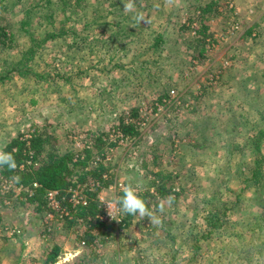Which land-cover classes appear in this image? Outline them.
<instances>
[{"label": "rangeland", "instance_id": "374dc122", "mask_svg": "<svg viewBox=\"0 0 264 264\" xmlns=\"http://www.w3.org/2000/svg\"><path fill=\"white\" fill-rule=\"evenodd\" d=\"M1 1L10 46L0 42V149L38 129L55 136L61 152L76 151L90 144L92 130L108 132L123 110L137 107L141 121L135 142L106 152L114 182L98 195L107 233L80 244L82 220L60 219L49 202L52 211H36L11 192L0 203V264H49L54 247L50 264H264V186L249 179L256 164L264 177V0H213L203 31L198 5L211 0H131V10L114 0L119 15L98 17L95 9H112L109 0H66L84 11L72 22L80 47L50 38L27 63L18 61L30 41L16 18L21 1L41 0ZM51 1L54 19H64L61 0ZM157 33L162 40L151 46ZM159 170L171 192L148 208L160 223L137 215L121 228L118 189L131 183L154 195ZM211 209L226 212L221 228L201 225Z\"/></svg>", "mask_w": 264, "mask_h": 264}, {"label": "trees", "instance_id": "16d2710c", "mask_svg": "<svg viewBox=\"0 0 264 264\" xmlns=\"http://www.w3.org/2000/svg\"><path fill=\"white\" fill-rule=\"evenodd\" d=\"M1 2L6 5L5 1L2 0ZM21 3L24 6H19V15L16 20L18 19V24L21 25L23 32L28 35L30 44L27 49L21 51V56L18 61L27 63L37 58L39 56L40 47L50 38H59L63 40L65 46L69 48L78 45L80 38L83 39L80 34L81 31L76 30L73 26L74 23H72L77 21L76 18H80L84 13V11H81L82 9H79L80 7H78V11H75L77 5L71 2L67 3L66 0H61L60 3H62V7H64L65 11H63L62 14L65 16L64 19L56 21L54 19L56 15L55 7L51 0H41L34 5L33 3L28 5V3L24 1H21L20 5ZM109 4L112 9H107L106 7H101L100 10L95 9V17L100 16L101 13L106 10V16L108 14L111 16H115L116 14L119 15V13H117L118 3L114 0H109ZM215 4L216 3L211 0L205 5H198L200 13L197 17H199L198 21H200L201 24L199 30L202 29L201 31H203L206 29L202 20L209 15L208 12L213 9ZM45 9H47V11H42L43 14L39 12V10ZM66 10H73V13L77 14L76 17H71L72 14L70 15V12L67 13ZM38 18L40 20H38ZM41 18L44 19L43 22L45 23H41ZM190 20L197 21L196 18ZM113 25L116 27L115 22ZM30 27H32L31 30L29 29ZM254 27L253 24L247 29V35L253 32ZM39 31H41V35L36 34V32ZM5 34V28L0 26V42L2 45L10 46V44H6L3 39L4 37H2L6 36ZM113 35H116L114 30ZM160 40H162L161 35L157 33L152 42H150V45L157 46ZM78 47L80 46L78 45ZM111 48L116 49L117 47L113 46ZM28 72L39 76L32 71V69ZM67 79L69 78L67 77ZM167 94L159 95L156 101H160L161 98L163 99V96L168 97L169 94ZM140 121L141 119L139 118L137 107L132 106L123 110L119 113L117 122L111 125L108 132L92 130L90 133V144H85L82 149L76 151L73 149H66L61 152L56 144V137L43 130L34 129L28 135L17 134L9 138L2 148L4 151L13 153L17 167L11 170L7 167L0 168V180L5 177L13 178L18 176L19 180H14L15 183L24 186L26 189L32 190L31 194L27 191H22L21 194L26 196V200L29 203H35L36 211H40L42 208L49 212L52 211L51 207L48 205V201L45 199V193L48 190L57 191L55 196L59 201V207L61 209L59 211L61 212L59 218L71 224L77 223L78 220H82L86 224V227L80 239L84 240V245L89 247L95 243V233L106 234V229H108L110 225L106 222L107 219L104 217L105 209L98 195L101 188H107L114 182L111 166L107 157L108 149H114L120 142L126 139L135 142L137 137L140 136ZM111 131L114 133V137L108 138V133L111 134ZM258 136L261 138L264 136V133L261 134L260 131ZM82 153L84 155H82ZM97 157H99V160H97ZM260 168V165H254L249 175V179L252 181L254 187L258 185L264 186V177ZM155 175L157 178L151 182V186H154V195L147 189L145 190L141 186L135 185L140 190V194L145 200L147 207L150 206L152 202L150 199L155 197L161 198L171 192L170 188L165 185L168 177L165 178L166 175L162 170L157 171ZM90 179L95 182V188H89ZM34 183L36 184L34 185ZM77 188H81L80 194L82 198L85 199L84 202L74 203L71 199L73 191ZM122 189L123 188L118 189L117 195L122 194ZM225 213L226 212H222V214H219L218 210L211 209L209 214L204 215L201 225H205L209 230L221 228L224 223L223 218L226 215ZM121 214L122 218L119 220L120 222L118 225L121 228L129 227L134 216L126 215L122 212ZM202 238H207V235ZM57 252L58 247L52 248L47 255L46 263L55 261Z\"/></svg>", "mask_w": 264, "mask_h": 264}, {"label": "clouds", "instance_id": "9594fccd", "mask_svg": "<svg viewBox=\"0 0 264 264\" xmlns=\"http://www.w3.org/2000/svg\"><path fill=\"white\" fill-rule=\"evenodd\" d=\"M125 10H131L133 8V3L131 0H123ZM137 20L140 22L145 17L139 13L136 16ZM7 167L8 169H15L17 163L13 153L4 151L0 149V168ZM13 180L18 181L19 177H13ZM113 202L116 205L118 211L126 215L131 216H140V217H149L151 223L159 224L160 220L158 217L154 216L153 213L149 211V208L146 205L145 200L140 194V190L133 184H126L122 189L121 195H116L113 198ZM109 209V203L105 202ZM163 201L158 205V210L163 211ZM168 203H171V198H169Z\"/></svg>", "mask_w": 264, "mask_h": 264}, {"label": "built area", "instance_id": "2783aa9c", "mask_svg": "<svg viewBox=\"0 0 264 264\" xmlns=\"http://www.w3.org/2000/svg\"><path fill=\"white\" fill-rule=\"evenodd\" d=\"M97 160H99V157H97ZM35 184L36 183H34V185ZM95 187H96L95 182L89 184L90 189L95 188ZM22 191H27V192H29V194L32 193L31 189H26L22 185H17L12 178H9L6 180H3V179L0 180V203H2L3 205H7L9 203V195L11 192L14 193V192H22ZM80 192H81L80 188H77L73 191L71 199L73 200L74 203L85 201V199L82 198V195L80 194ZM56 193H57V191H55V190H48L45 193V199L49 202V204L52 205L51 207L56 208L60 211L61 209L59 207V203L56 200V196H55ZM49 215H51V214H49ZM10 232L14 233V232H16V230L11 229ZM80 244H84V240H80Z\"/></svg>", "mask_w": 264, "mask_h": 264}, {"label": "crops", "instance_id": "0c3cea01", "mask_svg": "<svg viewBox=\"0 0 264 264\" xmlns=\"http://www.w3.org/2000/svg\"><path fill=\"white\" fill-rule=\"evenodd\" d=\"M50 263H52V262H50ZM50 263H49V264H50Z\"/></svg>", "mask_w": 264, "mask_h": 264}]
</instances>
